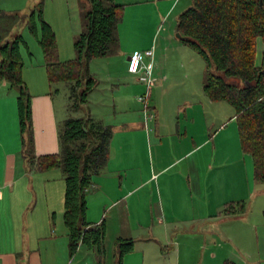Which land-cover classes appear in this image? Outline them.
Returning <instances> with one entry per match:
<instances>
[{
    "label": "crops",
    "instance_id": "0c3cea01",
    "mask_svg": "<svg viewBox=\"0 0 264 264\" xmlns=\"http://www.w3.org/2000/svg\"><path fill=\"white\" fill-rule=\"evenodd\" d=\"M115 1L125 7L119 27V50L129 38L146 44L144 49L151 60L144 64H153L155 82L150 90L152 102L148 100L149 106L141 111L142 115L133 109L134 99L119 88L114 97L117 109L108 123L89 111L80 118H92L113 130L109 163L87 191L88 194L94 192L92 201L86 198L87 222L105 227L102 251L82 245L75 254L70 253L69 233L64 223L65 199L66 231H61L62 234L50 232V223L46 224L50 228L47 230L42 223L31 229L28 220L24 233L17 219L13 220L17 229L8 228L5 215L9 212L12 195L18 194L16 187L28 175L29 165L23 155L18 93L1 82L0 264H118L121 239L133 242V251L124 256L123 264L236 262L243 254L238 242L243 235L231 233L224 225L242 219L243 215L230 216L223 211L227 205L244 199L243 180L249 155L241 147L235 110L225 102L211 101L203 85L194 82L186 87L191 93L182 95L181 91H175V98L186 97V100L175 102L170 108V126L166 128L157 97L161 91H174L179 76L168 74L165 68L154 76L153 55L158 47L151 52L156 26L151 27L150 21L156 15L161 20L176 12L183 0ZM183 5L190 7L191 2ZM177 38L180 40L178 35ZM180 42L179 45L190 48ZM137 54L140 53L134 51L133 56ZM127 71V75H132L129 66ZM45 78L49 81L48 75ZM125 87L137 92L139 97L148 91L145 78ZM32 106L35 156L59 154V122L53 117L50 99L46 97L42 103L36 101ZM157 106L160 117L156 113ZM153 111L155 119L150 118ZM136 134L141 135V141ZM230 151L232 153L228 154ZM30 169L33 175L37 172ZM55 170L61 169L49 171ZM250 182L254 191L260 185L254 180Z\"/></svg>",
    "mask_w": 264,
    "mask_h": 264
},
{
    "label": "trees",
    "instance_id": "16d2710c",
    "mask_svg": "<svg viewBox=\"0 0 264 264\" xmlns=\"http://www.w3.org/2000/svg\"><path fill=\"white\" fill-rule=\"evenodd\" d=\"M87 1L89 10L84 17V29L75 42L76 58L67 62L59 60L56 35L43 18L42 3L28 17H7L0 13V19L10 27L15 28L20 20L28 22L34 35L38 32V22L41 23L39 43L49 83L69 82L74 93L83 87L80 94L83 104L95 86L91 76L83 83L87 64L118 52L119 27L125 13L124 5L115 0ZM4 31L0 29V82H7L11 89L19 91L24 158L31 168L40 172L61 169L65 175L64 223L69 233L70 253L75 254L82 245L102 251L105 227L87 222L86 195L95 177L109 163L113 130L92 118L68 119L58 127L60 153L33 155L32 95L23 77L21 54L26 42L21 35L8 38ZM176 32L205 62L206 96L235 110L242 150L253 158L254 181L264 184V65L257 62L258 42H264V0H192L191 6L179 16ZM245 210V203L237 202L227 205L223 213L242 215ZM132 251V241L119 240L118 264H123L124 256Z\"/></svg>",
    "mask_w": 264,
    "mask_h": 264
},
{
    "label": "rangeland",
    "instance_id": "374dc122",
    "mask_svg": "<svg viewBox=\"0 0 264 264\" xmlns=\"http://www.w3.org/2000/svg\"><path fill=\"white\" fill-rule=\"evenodd\" d=\"M188 1L192 4V0H183L181 8L177 9L176 12H171L172 14L170 13L161 20L156 15V17H151L150 21L151 27L156 26L151 52L155 51V46L158 47L157 53L153 55L155 65L154 76L157 73H161L164 68L168 74H177L179 76L178 82H175L174 91H161L157 97L160 108L164 112L162 124L166 128L170 126L168 120L170 108L175 102L186 100V97L175 98V91H181L182 95L186 92L191 93L186 87L191 86L194 82L202 86L205 79V62L203 58L196 51L179 45L181 42L177 38L176 27L178 18L189 8V5H183ZM41 3L43 18L52 27L56 35L60 62L74 60L76 58L75 42L83 32L85 25L84 17L89 10L87 0H0V13H4L7 17L15 15L28 17L33 11H36ZM182 9L183 12L179 13ZM4 20H7V18ZM126 25L124 27H127ZM0 29L6 30L4 34H9L8 38H11L13 35H21L24 38L26 45H23L21 49L24 60L23 77L32 95V103L35 104L36 101L42 103L48 97L53 117L59 122V125L68 119H80L88 111L91 115L93 112L94 116L104 118L105 122L108 123L117 109L114 97L119 88L122 91H127L126 94L134 99L132 107L142 115L141 111L146 107L143 103L138 102L140 98L138 93L134 92L131 88L127 89L125 86L136 81H144L145 72L141 71L139 74L127 75V68L130 65L128 59L133 56L134 51H138L142 55L143 62L147 63L151 60L150 54L144 49L146 44L129 38L124 41L123 49L118 50L114 55L91 60L87 64L83 83L86 84L88 76H91L94 78L95 86L92 92L88 94L86 104H83L80 97L83 87L78 88L76 93H74L71 83L60 82L50 84L45 78L47 77L45 57L39 43V40L42 38L40 22H38L37 35H34L30 31L28 22L23 20H20L14 28L10 27L8 22L0 19ZM258 52V63L264 65V42L262 40H259ZM125 78L128 81H124L126 80ZM2 84L8 85L7 87L10 88L8 83L3 82ZM0 89H2V86H0ZM150 90L151 88L142 95L144 97L149 92V102L151 100ZM14 91L19 92L17 88H14ZM73 94L75 95L72 98ZM156 110L158 111L156 112L157 116L160 117L161 114L158 106ZM153 114H155L154 111ZM160 122L158 119V123ZM33 123L34 119L32 118L31 129L35 140ZM136 137L141 141L140 134H136ZM31 148L33 155H36V141H34ZM231 153V151L228 152V154ZM246 159L248 160L245 165L243 180L244 199L242 200L246 205L245 214H242V219L224 225L229 228L231 233L243 235L238 241L243 254H238L241 258H237L236 262H230L233 264H264V184L258 185L254 191L255 188L254 186L252 188L250 182V180H254L252 157L249 155ZM29 167L27 166V170L25 169L28 175L16 187L18 194H11L13 198L9 203V212L5 215L7 222H9L8 228L11 231L13 228L17 229V226L15 227L16 223H13V220L17 219L18 224L21 221V230L24 233L29 225L25 221L28 220L31 224V229L32 226H40L39 223H42L46 230L51 228L50 232L54 230L57 235L62 234L61 231H66L63 223L66 191L63 172L61 170L53 172H40L36 170L37 172L33 175L31 167ZM94 196V192L91 191L90 194L87 193L86 198L88 201H92ZM104 204L107 203L105 202ZM53 214L54 218L52 219ZM47 223H50V228L46 226ZM199 258L200 254H198Z\"/></svg>",
    "mask_w": 264,
    "mask_h": 264
},
{
    "label": "built area",
    "instance_id": "2783aa9c",
    "mask_svg": "<svg viewBox=\"0 0 264 264\" xmlns=\"http://www.w3.org/2000/svg\"><path fill=\"white\" fill-rule=\"evenodd\" d=\"M152 69H153V64L152 63L144 64L142 60V55L140 54L133 56L130 60L129 72L132 74H139L141 71H144L148 90L154 85L155 82L152 77ZM139 100L145 104V107L147 109L149 106L148 104L149 92L146 94V96L140 97ZM155 117H156L155 114L150 115L151 119H154ZM0 193H1V186H0Z\"/></svg>",
    "mask_w": 264,
    "mask_h": 264
},
{
    "label": "water",
    "instance_id": "95a60500",
    "mask_svg": "<svg viewBox=\"0 0 264 264\" xmlns=\"http://www.w3.org/2000/svg\"><path fill=\"white\" fill-rule=\"evenodd\" d=\"M179 37V36H178Z\"/></svg>",
    "mask_w": 264,
    "mask_h": 264
}]
</instances>
